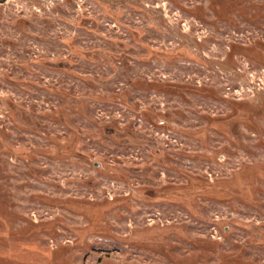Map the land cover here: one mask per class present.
Returning a JSON list of instances; mask_svg holds the SVG:
<instances>
[{"label": "rangeland", "instance_id": "obj_1", "mask_svg": "<svg viewBox=\"0 0 264 264\" xmlns=\"http://www.w3.org/2000/svg\"><path fill=\"white\" fill-rule=\"evenodd\" d=\"M0 264H264V0H0Z\"/></svg>", "mask_w": 264, "mask_h": 264}]
</instances>
